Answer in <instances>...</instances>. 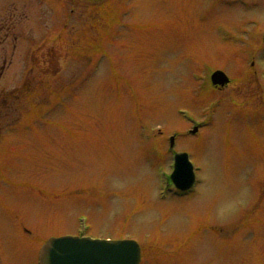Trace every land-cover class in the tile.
<instances>
[{"label": "rangeland", "instance_id": "obj_1", "mask_svg": "<svg viewBox=\"0 0 264 264\" xmlns=\"http://www.w3.org/2000/svg\"><path fill=\"white\" fill-rule=\"evenodd\" d=\"M101 1L27 0L56 64L0 133V264L82 233L135 239L140 264H264V0ZM210 67L229 83L199 92ZM170 135L183 196L160 192Z\"/></svg>", "mask_w": 264, "mask_h": 264}, {"label": "flooded vegetation", "instance_id": "obj_2", "mask_svg": "<svg viewBox=\"0 0 264 264\" xmlns=\"http://www.w3.org/2000/svg\"><path fill=\"white\" fill-rule=\"evenodd\" d=\"M26 7L27 0H0V131L10 124L12 114L18 110L14 102L20 100L19 97L31 91L33 87L40 86V81L51 80L48 76H53L51 72L56 64L52 61L50 49L44 52L42 58L44 45L41 44L50 42L56 35L35 31L33 25L27 30ZM17 62H22L29 68L23 70L21 78L18 75L12 79L11 75H15V70L13 67L11 73V68ZM13 80L16 85L8 84ZM18 80L23 81L22 90L17 85ZM214 87L220 90L225 86Z\"/></svg>", "mask_w": 264, "mask_h": 264}, {"label": "water", "instance_id": "obj_3", "mask_svg": "<svg viewBox=\"0 0 264 264\" xmlns=\"http://www.w3.org/2000/svg\"><path fill=\"white\" fill-rule=\"evenodd\" d=\"M213 81H227L222 73L215 72ZM175 186L187 189L193 183L192 166L185 154H178L172 174ZM140 249L133 240L93 241L86 238H52L43 246L40 264H139Z\"/></svg>", "mask_w": 264, "mask_h": 264}]
</instances>
